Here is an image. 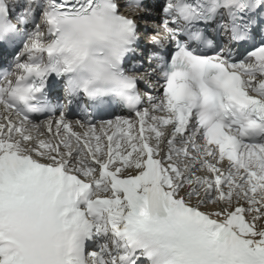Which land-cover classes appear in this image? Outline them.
Wrapping results in <instances>:
<instances>
[{"label":"snow or ice","instance_id":"1","mask_svg":"<svg viewBox=\"0 0 264 264\" xmlns=\"http://www.w3.org/2000/svg\"><path fill=\"white\" fill-rule=\"evenodd\" d=\"M0 67V264H264V0H0Z\"/></svg>","mask_w":264,"mask_h":264},{"label":"bare ground","instance_id":"2","mask_svg":"<svg viewBox=\"0 0 264 264\" xmlns=\"http://www.w3.org/2000/svg\"><path fill=\"white\" fill-rule=\"evenodd\" d=\"M159 19V17L158 16H154V17H150L149 19H148V22H152L153 20H158ZM144 22V21H143ZM142 25H140V27H141ZM148 26V25H147ZM148 29V31L151 33L152 32V30L150 29V28H147ZM141 30H143L142 28H141ZM143 32V31H142ZM146 38V37H145ZM142 43V42H141ZM148 48H150V47H146L145 46V50H147ZM115 118V117H114ZM113 118V119H114Z\"/></svg>","mask_w":264,"mask_h":264},{"label":"rangeland","instance_id":"3","mask_svg":"<svg viewBox=\"0 0 264 264\" xmlns=\"http://www.w3.org/2000/svg\"><path fill=\"white\" fill-rule=\"evenodd\" d=\"M139 23L142 24L141 27H142L143 29H144L147 25H148V27H151V24H150L151 22H148L147 24H145V22L140 21ZM146 28H147V27H146ZM146 41H147V40H146Z\"/></svg>","mask_w":264,"mask_h":264}]
</instances>
